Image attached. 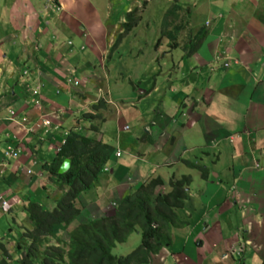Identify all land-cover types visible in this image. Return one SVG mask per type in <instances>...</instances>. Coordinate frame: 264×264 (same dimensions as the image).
I'll list each match as a JSON object with an SVG mask.
<instances>
[{"label":"crops","instance_id":"crops-1","mask_svg":"<svg viewBox=\"0 0 264 264\" xmlns=\"http://www.w3.org/2000/svg\"><path fill=\"white\" fill-rule=\"evenodd\" d=\"M84 1L88 11L95 13ZM138 2L140 0H106L98 25L100 30H107V37L100 38L102 48L98 50V62L105 57L111 60L120 56L115 51L117 48L108 56V47L120 32L129 6L138 8ZM175 3L179 10L167 29L184 21L185 25L175 39L165 36L160 23L164 11L171 5L158 8V31L161 30L164 35L161 40L164 37L165 41L159 40L156 49L161 44L163 53L179 49L181 54L178 59L169 58L166 71L159 67L160 82L165 83L156 88L157 80L152 77L148 93L164 90L148 112L143 110L144 105L141 110L136 108L142 95L136 96L131 109L126 102L128 99L123 101L136 88L142 90L133 80L130 81L132 88L126 87L128 94L113 95L119 104L117 116L123 115L130 124L127 129H122L125 123L121 124L119 129L122 130L117 135L123 156L112 164L114 182L101 178V182L97 181L98 198L90 200L84 194L81 205L87 208L93 204L94 210H108L110 196L115 199L111 188L117 184L128 186V181L135 183L136 173L168 174L173 169L186 168V161L202 163L204 156L210 154L212 166L204 165L205 174L202 171L199 176L197 170H193L192 190L178 213L182 227L173 230L171 245L146 264H234V250L241 253L239 264H264V0H176ZM2 5L13 6L16 12L14 20L7 17V27L0 32V251L9 243L6 237L11 236L9 226L16 218L13 214L23 202L33 198L36 201L37 196L43 194L37 191L40 183L35 174L30 178L25 174V168L39 172V164L31 167L30 158L34 156L40 163L50 160L55 141L60 139L73 114L70 103H74V97L91 100V96L86 95L89 87L86 90L83 86L93 80V71H98L92 65L93 58L89 57L95 46L88 36L83 37L84 31L80 33L81 27L69 26L57 14L62 26L72 33L78 44L85 46L87 42L86 50L74 46L73 51V46L60 40L58 43V39L54 44L47 38L49 29L55 31L53 39L59 38L57 30L60 29L56 21L51 22L50 14L53 8L62 11L59 0H42V3L0 0ZM142 7L144 11L149 5ZM200 8L201 14L197 17L193 9L196 14ZM12 25L20 32L14 34ZM37 36H41L40 39ZM191 42H195V46L190 52ZM2 43H6L4 48H1ZM133 56L138 58L140 54ZM71 59L74 63L70 70L59 66V60ZM105 64L102 68L107 69ZM19 67L26 70L20 79L17 78L21 73ZM64 73H71L78 81L83 79L75 86L76 90L63 83ZM37 85L41 93L40 110L29 102V92ZM149 103L150 100L146 105ZM9 107L24 115L25 123L32 130L26 132L4 119ZM46 114L49 125L42 126L40 118ZM37 123L39 126L35 127ZM55 125L60 127L54 128ZM113 129L117 130V123ZM122 131L126 132L120 136ZM13 139L23 153L5 159L3 148ZM133 148L140 153H134ZM29 190L32 195L26 194ZM123 190L120 186L117 191ZM1 201L5 204L1 205ZM24 217L25 212L19 219ZM18 232L20 234L21 230Z\"/></svg>","mask_w":264,"mask_h":264},{"label":"trees","instance_id":"trees-1","mask_svg":"<svg viewBox=\"0 0 264 264\" xmlns=\"http://www.w3.org/2000/svg\"><path fill=\"white\" fill-rule=\"evenodd\" d=\"M145 3L146 0H141V6ZM178 10L179 6L174 2L164 11L161 18L162 33L172 39L176 38L178 31L185 25L184 21V24L167 29L177 16ZM138 19L135 7L127 11L121 23L123 33L128 32ZM195 42L189 44L190 52L193 51ZM115 44L116 40L112 46ZM104 105L101 100H97L91 103L90 107L96 110L98 106ZM99 117V113H81L83 120ZM90 128L96 130L92 124ZM112 149L101 140L71 129L66 132L57 151L49 161L42 162L40 167L49 177H54L59 186L65 185L67 190L54 200L56 204L50 210L35 202L25 203L23 209L32 226L30 229L23 228L20 234L23 239L15 242V250H23V254L18 257V264H140V259L144 261L147 253L155 252L160 246L169 243V231L178 220L167 210L166 199L153 192L154 187L160 184L158 177L141 183L132 195L122 199L116 206L114 216L84 220L68 232L67 242L59 239L60 230H65L78 214V209L73 206L72 201L81 191L87 190L98 177L102 167L108 162ZM64 158H69L70 165L65 172L57 174V167ZM186 165L206 173L205 168L195 163L186 162ZM186 181L185 176L170 181L174 191L168 194V197L174 200L177 197H185L181 185ZM174 200L171 201L172 204H175ZM151 223H156V227L152 228ZM134 224L141 227L140 243L125 257L115 258L111 255V248L125 239ZM48 237H53L57 241L56 244H46ZM3 262L0 259V264H4Z\"/></svg>","mask_w":264,"mask_h":264},{"label":"rangeland","instance_id":"rangeland-1","mask_svg":"<svg viewBox=\"0 0 264 264\" xmlns=\"http://www.w3.org/2000/svg\"><path fill=\"white\" fill-rule=\"evenodd\" d=\"M38 1L42 3V0H38ZM86 1L92 6L95 13L94 12L91 13L90 12L91 10L88 11L86 2L84 0H59V4H60L59 6L62 11L61 12L54 11L53 10L54 8H53L52 9L53 12H50L52 16L51 22L56 21L60 30H57V34L59 38L57 37L53 39L55 35V31L53 29V32H52L51 29H49L50 31L47 33V38L49 39V41H51L54 44H57V42L60 40L66 45H68L69 47L73 46V51H75L74 46H77V48L79 46H82L81 49L85 48L86 50L87 42L86 41L84 42V44L86 43L85 46L83 45V43L78 44V42L75 40V37L73 38L72 33L67 32L65 30V27L62 26L59 19L61 18L63 22L65 21L64 23L67 22L69 26L73 25L76 28L82 27L83 30H81L80 33L84 31L83 37L85 36L84 38H86V36H88L87 39L91 40L92 44L95 46V50L93 52H90L91 54H89V57H91V59L93 58L92 59L93 63L91 62L92 65H95L96 69L98 68V71L96 72L93 71V74H94L92 76L93 80L88 81L87 85L83 86L84 89L86 90H87V87H89L88 93H86V95L91 96L90 97L91 100L88 101L80 97H77V98L74 97V100H73L74 103H70L73 106L72 112L74 114L71 115V118L67 121L68 125H65L64 129L73 130L74 122L76 119H78V117L81 116L82 112L86 111V112H91V113H100L99 118H91L89 119V121H84L82 118H79V120H77L79 123L78 130L85 135H91L95 138L103 135V138H102L103 142L107 144L112 143L113 146L119 147V141L117 140V135H119L120 131L122 130V129H119V126L124 123L127 125H130V124L128 123V121H126L123 115L119 117L117 116L116 110L118 109L119 104L114 101L113 95L121 94L122 97H124L126 94H128V91H126L127 88L128 89L132 88L130 81L133 80L132 82L136 84V87L143 90V93L140 94L142 96L139 97V100L137 101L136 108L141 110L144 105L143 110H146V112H148L151 104H153L156 101L157 96L163 92L164 89L160 90L159 92L156 90V91H151L150 94L148 93L150 89L149 86L151 85L150 83L152 81V77L155 78V80H157V82L155 83L157 86L156 88H158L159 85H162L164 81L162 80V82H160V79H162V75H161V72H159V67L162 71H164L167 68V66L169 67L170 65L169 58H172L173 60L174 58L178 59L179 58L178 56L179 54H181V51L177 49V50H170L169 52L164 51L163 53L164 47L161 44H160V48L156 49L158 47L159 40L162 42L165 41L164 37L161 40L162 36L159 35L160 33L158 31L159 26H158L157 20L159 19V13H160V9L158 10V8H162L164 5L168 7L169 5L174 3L176 0H146V3L149 5V7L145 8L144 11L142 9L143 8L142 6L141 7L139 6L138 8L136 7V14L139 15V21L137 22V26H134L129 32L122 33L123 38L121 37V35H117V39L119 38L122 39L121 40L122 43L116 47L120 56L116 58L114 57L111 60L105 57V59H103L102 61L103 63L98 62V56H99L98 50H101L102 48L99 43L100 38H102L103 36L107 37V30L106 32H104V30H100L98 22L102 21V17L104 14L103 13L104 6H106V3H105L106 0H86ZM132 3L133 1L130 3V5ZM194 4L196 3L194 2ZM213 4L214 3H212V6ZM221 5L224 6L223 4ZM129 7H130L129 10H130L132 6H129ZM9 8L6 7L5 5L0 6V32L3 29H5V27H7L6 22H9L8 20L11 17L13 18V14L16 12V9L13 6ZM194 11L195 10L193 9V13L195 16L197 17L200 16L201 8L199 9L200 12H197L196 14ZM57 14L60 15L59 19L57 18ZM7 17L9 19H7ZM15 17L17 18V16ZM15 22L17 23V20ZM12 27H13V30L11 31L14 34H17L20 32V29L18 27H15L13 25ZM61 36L63 38H61ZM56 39H58L57 42H56ZM8 40L10 41V37L8 38ZM5 44L6 43H2L1 48H4ZM14 47H18V46H14ZM12 50H15V49H12ZM154 50H155V55L153 56ZM138 53L140 54V56H138V58H135L133 55L138 54ZM6 56H8L6 59L10 60L9 58L10 56L9 55H6ZM163 59L164 61L162 62ZM58 62H59L60 67L68 68L70 70L71 65L74 63V60L73 59L69 61L59 60ZM104 64L108 70L107 76H102L105 72V67L102 68ZM149 71L151 72V74L149 73ZM88 78L91 79V77H88ZM77 80L76 82H78L79 84H81V82L83 81V79H79V81ZM98 80H100V87L98 85L99 83ZM85 83L86 82H84V84ZM136 87L133 86V88H136ZM72 88L73 90H76V87H72ZM96 91H98V94L96 93ZM138 91L140 92V90ZM138 91L136 88L134 91H132L133 94L131 96L123 100V101H126L128 99L126 102L128 103L129 109H131L130 103H133V101H135L136 96L138 95ZM147 93L149 94L148 97H146ZM133 95L135 97H133ZM100 98H103L104 100V103H105L104 107L99 106V108L96 110L90 107L89 103H92L91 101L94 102L96 100H99ZM149 100H150V103L146 105V102ZM118 120L119 122H117ZM116 123H117V130H114L113 125ZM91 124L97 127L96 128L97 131H93L90 129ZM125 132L126 131H122L120 136L123 135ZM119 148H121L122 150L121 143H120ZM133 149H134V153H140L138 149H135V148ZM212 159L213 158L211 157V155L208 154L207 156H204V161L202 163L200 162L199 163L197 162V163L201 166L206 165L207 168H211ZM36 166H37V162L35 163V165H33V167H36ZM107 168L108 169L106 173L108 174L112 169V163H108ZM166 170L168 169L164 168V171ZM185 171H188V170L186 168H181L180 171L174 170L173 177L174 178L176 177L175 175L176 172L179 174L180 172H185ZM140 176L141 178L139 179V181H142L145 178V175L141 174ZM98 178L99 176L97 177V179ZM38 179H39L40 186L38 187L37 191H43L42 192L43 194L37 196L38 199L36 200V202L41 203L43 208L50 210L51 207L56 204L55 203L56 200L54 201V203H53V200L56 199L59 195L61 196L62 193L66 191V188L64 186L60 187L58 183L56 182V180L54 181L49 180L47 176H45V174L42 176H39ZM31 190H32V187H31ZM87 191L90 193V196H91L95 192V189L90 188V189H87ZM26 194L32 195V192L29 190ZM113 196L114 198L121 197V192L120 191L114 192ZM31 198H33V196H31ZM76 198L78 199V201L82 202L83 199L85 198V195L80 192L78 196H76ZM33 199H31L30 201H33ZM24 204L25 202H23L22 207H19L17 212L13 214L16 216V218H15V221L12 223V226L11 225L9 226L11 228V233H9V235L11 236L6 237V239L9 240V243H7V248H8L7 251H9L10 257H12L13 259L23 254V250L17 252V250L13 249V243L20 239H23V238H20L21 233L19 234L18 229L19 231L22 230L23 228L22 226H25L26 229H30L32 225L31 222L29 223L26 213H25L26 217L19 219V217L22 216V214H24V211H23ZM92 206L93 204L89 205L87 208L83 207L86 214L92 211V208H93ZM177 210H180V208H177L176 211ZM96 212L98 211H95L94 213ZM80 216L78 219L72 222L71 226L82 222V219H81L82 217L80 218ZM21 224H24V225H21ZM6 229H8V227ZM61 237L65 239V236L63 234H61ZM139 239H140L139 233L137 230H135L128 235V237L126 238L124 242L115 244L112 247L111 251L115 255H123L129 252L130 250H132L133 248H135L137 244L139 243ZM54 242L55 240L53 238L49 239V243H54ZM11 260H7V262H10Z\"/></svg>","mask_w":264,"mask_h":264},{"label":"clouds","instance_id":"clouds-1","mask_svg":"<svg viewBox=\"0 0 264 264\" xmlns=\"http://www.w3.org/2000/svg\"><path fill=\"white\" fill-rule=\"evenodd\" d=\"M56 4V3H55ZM140 7H141V0H140ZM59 8V7H58ZM136 8V7H135ZM138 21H139V19H138ZM137 21V22H138ZM136 22V23H137ZM136 25V24H135ZM134 25V26H135ZM133 26V27H134ZM133 27H131V29L133 28ZM168 28V27H167ZM81 29H82V27H81ZM130 29V30H131ZM120 32L119 33H117L116 35H115V38L113 39V40H111V43H110V45H109V47H108V51H107V53H108V56L110 55V53L112 52V50H115L116 49V47H117V45H118V42H119V39H117V35H121V37L123 36V31H122V27L120 26ZM129 30V31H130ZM128 31V32H129ZM163 34V33H162ZM159 35H161V30H160V34ZM164 35H166V34H164ZM164 35H161V36H164ZM123 38V37H122ZM116 40V44L114 45V46H112L113 45V43H114V41ZM121 40V39H120ZM80 48H82V47H80ZM116 52H118L117 51V49L115 50ZM25 68V67H24ZM18 70H20L21 71V73H20V75L17 77V78H22V77H24V75L26 74V70L25 69H23L22 67H19L18 68ZM209 70L210 71H212L213 69H212V67H209ZM108 70L107 69H105V72H104V74L102 75V76H107V74H108V72H107ZM19 78V79H20ZM64 81H63V83L64 84H66V85H68V86H72V87H75L77 84H78V82H76V77L75 76H73L71 73H64ZM78 81V80H77ZM99 81V83H98V85H99V87H100V80H98ZM40 87H39V85H37L36 87H33L31 90H30V92H29V102H30V104L32 105V106H34L36 109H38V110H40V107H41V100H40V98H41V93H40V89H39ZM99 91V90H98ZM98 91H96V93L98 94ZM143 93V90H140V92L138 91V95L139 96H141L140 94H142ZM99 100H103V98H100ZM97 101V100H96ZM96 101H91L92 103H95ZM103 103H104V100L102 101ZM90 104V106H91V103H89ZM105 104V103H104ZM131 104V106L133 105V103H130ZM130 106V107H131ZM99 107V106H98ZM98 109V108H97ZM9 111H11L12 113H10ZM57 112V111H56ZM61 112V111H60ZM75 113H77V112H75ZM80 113V112H79ZM83 113V112H82ZM53 114V113H52ZM74 114V113H73ZM100 114V113H99ZM48 114H46V115H44V117H42V118H40V125H42V126H48L49 125V120L48 119H46V116H47ZM79 118H81V116L80 117H78V119L77 120H79ZM4 119H6V120H8V121H10V122H12V123H14V124H16L17 126H19L22 130H25L26 132H28V131H30V130H32V127L28 124V123H25L26 122V119H25V117H24V115H20V113L17 111V109H14L13 107H9V108H7L6 109V115L4 116ZM84 121H89V120H84ZM76 123V124H75ZM74 124H75V126H74V129H73V131H75V132H77V133H80V134H82V135H85V134H83V133H81L78 129V127H79V123H78V121H76V122H74ZM93 125V124H92ZM39 125H38V123L37 124H35V127H38ZM60 126L59 125H55L54 126V128H59ZM127 127H128V125H123V127H122V129H127ZM97 128V127H96ZM91 129V128H90ZM69 129H67V130H65L64 131V133H62L61 135H60V139L58 140V141H55L56 143H55V146L53 147V154L57 151V149H58V147H59V145L62 143V141H63V139H64V137H65V134H66V132L68 131ZM92 130V129H91ZM93 131H97V129L96 130H93ZM85 136H87V137H93V136H91V135H85ZM93 138H95V137H93ZM96 140H101L102 141V138H101V136H98L97 138H95ZM113 149H112V151H111V153H110V155H109V158H108V162L102 167V169H101V172L98 174V176H99V178L97 179H95V180H93L92 181V183H91V185H90V187L88 188V189H90V188H94L95 189V192L90 196V193L87 191V190H84V191H81V193L82 194H87L88 196H89V199L90 200H93V199H97L98 198V191H97V181H100V179L101 178H103V179H106V180H112L113 182H114V176H115V168H113L112 167V169H111V171L107 174L106 172H107V165H108V163H112V164H115V163H117V161L119 160V159H121V157L123 156L122 155V153H123V149L121 150V148H119V147H116V146H113L112 145V143H108ZM7 148H10L11 149V151H13V149H18V153H16L14 156H6L5 154H4V152L6 151V149ZM10 152V151H9ZM11 153L12 152H10V155H11ZM23 152H22V150H21V148H20V146H18V144H16L15 143V139H13L12 141H11V143L10 144H8V143H6L5 144V147L3 148V152H2V155H3V157L5 158V159H12V158H16V157H18L20 154H22ZM53 156V155H52ZM30 158V157H29ZM51 159V158H50ZM64 159H68L69 160V158H64ZM63 159V160H64ZM62 160V161H63ZM61 161V162H62ZM37 162V166H38V164H39V166H38V171L39 172H37V170L36 171H34L32 168H25V174H26V176L27 177H29L30 178V175L31 174H35V176L38 178L39 176H42V175H44L45 174V176H47V178L49 179V180H52V181H54L55 180V178L54 177H49L48 176V174L45 172V171H43L42 169H41V167H40V164L42 163V162H47V161H41V163L39 162V160L37 159V158H34V156L32 157V158H30V163H31V166L32 165H35V163ZM61 162H60V164H61ZM114 162V163H113ZM187 162V161H186ZM189 163H195L196 164V162H189ZM59 164V165H60ZM59 165H58V167H59ZM69 165H70V160H69ZM197 165H199L198 163H197ZM184 166L186 167V169L188 170V171H185V172H180L179 174L176 172L175 173V175H176V177L174 178L173 177V173H174V170L175 169H173L171 172H169L168 174H158V175H148V176H145V178L142 180V181H139V179L141 178V176H140V174L139 173H136V176H137V179H136V182L134 183L133 181H128L126 184L128 185V186H126L125 185V187L122 185V184H117V185H115V186H113V189H114V191H113V189L111 188V192H112V194L114 193V192H117V190H118V188L120 187V186H122V188H124V190L121 192V197H118V198H115V199H112V197L110 196V198H109V200H108V210H104V211H102V209L101 210H94V209H92V211L90 212V213H85V210L83 209V206L81 205V202L80 201H78V199L77 198H75L73 201H72V204H73V206L76 208V209H78V214H77V216L75 217V219H73L71 222H70V224L67 226V228L65 229V230H60L61 232H59V234H58V237H59V239L61 238L62 240H64L65 242H67V237H68V232L76 225H72L71 226V224H72V222L74 221V220H76V219H78L79 218V216H80V218L82 219V222L84 221V220H90V219H94V218H99V217H105V216H114L115 215V212H116V206H117V204L122 200V199H124V198H126L127 196H130V195H132L133 193H134V190L138 187V185H140L141 183H143V182H145L146 181V183L147 182H149L150 181V179H153V178H155V177H158L159 178V180H160V184H158L157 186H155L154 187V189H153V192H155V193H157V194H159L160 196H162V198L167 202V210L171 213V214H174L175 215V217H176V219L178 220V223L176 224V225H174V226H171V229H170V231H169V243L168 244H164V245H162V246H160L155 252H149V253H147V255H146V258H145V260L143 261L142 260V258L140 259V264H146V263H149L150 261H152V259H153V257L154 256H158L162 251H163V249H165V248H167L168 246H170L171 245V241H172V234H173V230L175 229V228H180V227H182V226H180L182 223H183V221L182 220H180L179 218H178V213H181V211H182V206H183V203H184V201H185V199H186V197L187 196H189L190 195V190H192V187H191V185H192V176L193 175H195V173H193V170L194 171H196L197 170V172H198V174H199V176H200V170L198 169V168H194V167H189V165L187 166L185 163H184ZM199 166H201V165H199ZM58 167H57V169H58ZM69 167V166H68ZM201 167H203V168H205L204 166H201ZM184 168V167H183ZM68 169V168H67ZM66 169V170H67ZM206 169V168H205ZM65 170V171H66ZM181 170V169H180ZM180 170H177V171H180ZM191 170V171H190ZM64 171V172H65ZM206 172H207V169H206ZM56 173H57V170H56ZM63 173V172H62ZM62 173H57V174H62ZM126 173H127V176L130 178V176H129V174H128V169H127V171H126ZM181 176H185V177H187V181H186V183H184V184H182L181 185V188L184 190V194H185V197H183V198H175V200L174 199H172V198H170V197H168V194H171L173 191H174V189L172 188V186H171V182L170 181H176V180H179L180 178H181ZM201 178V177H200ZM57 182V181H56ZM101 182V181H100ZM120 182V181H119ZM119 182H116V183H119ZM58 183V182H57ZM58 185H59V183H58ZM61 186H64L65 188H66V190H67V187L65 186V185H61ZM60 186V187H61ZM129 188V190H126V189H128ZM78 196V195H77ZM164 196V197H163ZM60 197V195L56 198V199H58ZM37 199H38V197H37ZM36 199V200H37ZM55 200V199H54ZM54 200H53V203H54ZM114 200H117V201H114ZM172 200H174V203L175 204H172L171 203V201ZM28 202V201H27ZM29 202H35V203H37V204H39L40 206H42L41 205V203H38V202H36V201H30L29 200ZM5 204V201H1V205H4ZM25 205V204H24ZM43 207V206H42ZM177 208H180V210H177L176 211V209ZM24 210V209H23ZM95 211H98V212H96V213H94ZM25 212V211H24ZM165 214H167V212H164ZM28 221H29V223H30V220L28 219ZM181 221V222H180ZM180 223V224H179ZM32 224V223H31ZM30 224V225H31ZM151 225V227L152 228H154V227H156V223H151L150 224ZM32 226V225H31ZM70 226V227H69ZM24 228H26V227H24ZM135 230H137L138 231V233H139V237L141 236V227L138 225V224H134V226H133V228L128 232V234L126 235V237H125V239L123 240V241H121V242H118V243H115V244H119V243H122V242H124L125 240H126V238L128 237V235L131 233V232H133V231H135ZM22 231V230H21ZM21 233V232H20ZM61 234H63L64 236H65V239H63L62 237H61ZM50 238H53V237H48L47 239H46V244H56L55 242H57L54 238V240H55V242L54 243H49V239ZM140 239H141V237H140ZM140 239H139V243H140ZM15 243V242H14ZM58 243H60V241L58 242ZM138 243V244H139ZM114 244V245H115ZM138 244H137V246H138ZM14 245L15 244H13V249H15L14 248ZM136 246V247H137ZM135 247V248H136ZM134 249V248H133ZM132 249V250H133ZM111 250H112V248H111ZM110 250V252H111V255L112 256H114L115 258H119V257H125L126 255H128V253L130 252V251H132V250H130L129 252H127V253H125V254H123V255H115L114 253H112V251ZM17 252H19V251H17ZM18 257L19 256H17L16 258H12V257H10V254H9V251H7L6 249L5 250H2V251H0V259H2L4 262V264H18ZM11 259H13V260H11ZM240 259H241V253L238 251V250H234V260H233V262H234V264H239V261H240ZM7 260H11L10 262H7Z\"/></svg>","mask_w":264,"mask_h":264},{"label":"water","instance_id":"water-1","mask_svg":"<svg viewBox=\"0 0 264 264\" xmlns=\"http://www.w3.org/2000/svg\"><path fill=\"white\" fill-rule=\"evenodd\" d=\"M69 166V160L68 159H64L61 164L59 165L58 169H57V173H62L64 172Z\"/></svg>","mask_w":264,"mask_h":264},{"label":"built area","instance_id":"built-area-1","mask_svg":"<svg viewBox=\"0 0 264 264\" xmlns=\"http://www.w3.org/2000/svg\"><path fill=\"white\" fill-rule=\"evenodd\" d=\"M10 113H12L11 111H9ZM12 152L11 153V155H10V152ZM19 151H18V149L16 148V149H13V151H11V149L10 148H7L6 149V151L4 152V154L6 155V156H14L16 153H18Z\"/></svg>","mask_w":264,"mask_h":264}]
</instances>
